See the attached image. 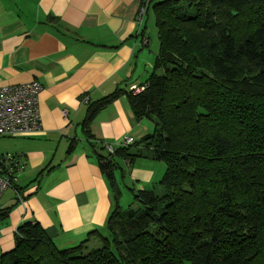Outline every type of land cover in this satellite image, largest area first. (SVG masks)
Listing matches in <instances>:
<instances>
[{"label":"trees","instance_id":"obj_1","mask_svg":"<svg viewBox=\"0 0 264 264\" xmlns=\"http://www.w3.org/2000/svg\"><path fill=\"white\" fill-rule=\"evenodd\" d=\"M151 4L160 48L147 88L89 101L82 121L113 195L105 225L60 247L39 222L23 221L0 264H264V0ZM122 95L154 127L110 151L90 126ZM138 158L166 164L150 189L125 182ZM122 184L133 193L126 207ZM17 203L0 205V226Z\"/></svg>","mask_w":264,"mask_h":264},{"label":"crops","instance_id":"obj_2","mask_svg":"<svg viewBox=\"0 0 264 264\" xmlns=\"http://www.w3.org/2000/svg\"><path fill=\"white\" fill-rule=\"evenodd\" d=\"M140 4L0 0V87L36 80L42 84L41 128L15 135L4 151L16 154L24 168L17 174L19 191L8 188L0 197L2 206L18 202L1 232V252L13 249L15 238L9 235L26 220L39 222L60 247L75 245L105 225L113 195L95 158L88 156L82 121L89 101L117 88L144 84L153 72L160 43L147 21L149 10L139 23ZM90 127L97 137L114 142L125 135L138 140L154 125L137 120L122 95L100 110ZM156 162L138 158L125 182L152 188L162 178ZM40 172L43 175L34 181Z\"/></svg>","mask_w":264,"mask_h":264},{"label":"built area","instance_id":"obj_3","mask_svg":"<svg viewBox=\"0 0 264 264\" xmlns=\"http://www.w3.org/2000/svg\"><path fill=\"white\" fill-rule=\"evenodd\" d=\"M151 6V0H141L137 19L141 24ZM148 39H144L147 43ZM147 88L144 84H131L128 90L139 94ZM42 90L39 81H29L19 84L0 87V136L19 133H32L41 128V114L38 97ZM134 139L125 135L108 144V149L113 151L115 145H129ZM24 168L20 158L11 152L0 153V197L8 188L14 186L18 180V172Z\"/></svg>","mask_w":264,"mask_h":264},{"label":"rangeland","instance_id":"obj_4","mask_svg":"<svg viewBox=\"0 0 264 264\" xmlns=\"http://www.w3.org/2000/svg\"><path fill=\"white\" fill-rule=\"evenodd\" d=\"M147 17H148L147 21H148L149 25L151 24L152 29L155 30V39L159 42L158 33H157V27L155 25V14H154V10H153L152 4H151V7L149 9V13H148ZM144 120L147 123L151 122L150 119H144ZM15 135H17V134L7 135V136H0V153H2L4 151H7L10 148L11 144L14 141L13 139L15 138ZM156 164H158L160 166L161 171H162L161 173H162V176H163V174L165 173V170H166L165 162L158 161V162H156ZM127 185H129V184L127 183ZM121 190H122V195H121L120 203H121L122 206L126 207L127 205H129L133 201V193L131 192V190L128 187L125 186V184L121 185ZM7 227H8V223L1 224V226H0V235H1V232L4 229H6ZM13 237L15 238L14 230H12V233L9 235V238L12 239V240H13ZM95 241L92 240L89 243L90 247L96 246L97 241L96 242ZM0 250L4 251V246H3L2 243H0Z\"/></svg>","mask_w":264,"mask_h":264}]
</instances>
